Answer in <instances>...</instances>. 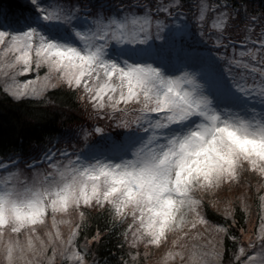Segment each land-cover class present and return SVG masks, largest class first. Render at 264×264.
<instances>
[{"label":"snow or ice","instance_id":"1","mask_svg":"<svg viewBox=\"0 0 264 264\" xmlns=\"http://www.w3.org/2000/svg\"><path fill=\"white\" fill-rule=\"evenodd\" d=\"M57 92L93 123L0 151V264H264V4L0 0V103Z\"/></svg>","mask_w":264,"mask_h":264},{"label":"trees","instance_id":"2","mask_svg":"<svg viewBox=\"0 0 264 264\" xmlns=\"http://www.w3.org/2000/svg\"><path fill=\"white\" fill-rule=\"evenodd\" d=\"M7 5L14 3L15 0H3ZM255 8L259 9L264 0H252ZM58 105H71L73 110L68 107H45L44 105L25 103L15 105L11 102L0 103V151L2 150H39L48 144L49 139L59 136L68 124L76 120L77 117H82V111L74 103L69 96L62 92L54 94ZM30 114L33 119L25 121L24 114ZM251 195V194H250ZM214 216L218 213L214 210ZM100 226L103 227V221H100ZM95 227V223H93ZM116 240L112 238L111 242H106L100 248L98 256L103 264L104 258L109 260V264H115L112 256L114 253L119 255L115 247ZM231 247V242H229Z\"/></svg>","mask_w":264,"mask_h":264},{"label":"rangeland","instance_id":"3","mask_svg":"<svg viewBox=\"0 0 264 264\" xmlns=\"http://www.w3.org/2000/svg\"><path fill=\"white\" fill-rule=\"evenodd\" d=\"M92 123H93V121L87 120V118L84 115L82 117L81 116L77 117L76 120H74L73 122L68 124L67 128H65L63 130V132L59 136H61L64 133H69V132L75 131L78 128V125H80V124H84L85 126H91ZM106 124H107V122L105 121V122H102L100 126H105ZM106 130L107 131H112L113 134H115V129H106ZM52 141H53V143H55V138H53ZM253 183H255V181H253ZM250 194L251 193H249V195ZM227 195L229 197H235V196L240 195V192L236 191V190H233L232 192L227 193ZM221 208H222V206H221Z\"/></svg>","mask_w":264,"mask_h":264}]
</instances>
